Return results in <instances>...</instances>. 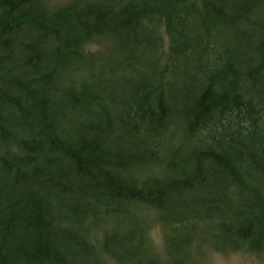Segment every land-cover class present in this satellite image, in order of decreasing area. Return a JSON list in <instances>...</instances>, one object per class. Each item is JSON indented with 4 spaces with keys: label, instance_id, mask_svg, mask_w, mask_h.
<instances>
[{
    "label": "trees",
    "instance_id": "16d2710c",
    "mask_svg": "<svg viewBox=\"0 0 264 264\" xmlns=\"http://www.w3.org/2000/svg\"><path fill=\"white\" fill-rule=\"evenodd\" d=\"M153 224L264 254V0H0V264H169Z\"/></svg>",
    "mask_w": 264,
    "mask_h": 264
},
{
    "label": "rangeland",
    "instance_id": "374dc122",
    "mask_svg": "<svg viewBox=\"0 0 264 264\" xmlns=\"http://www.w3.org/2000/svg\"><path fill=\"white\" fill-rule=\"evenodd\" d=\"M52 1L56 4H64L67 0ZM192 1L193 3H196V5L200 4V0ZM162 41L164 47L163 50L165 53L168 47V39L164 34ZM117 46L119 45L117 44ZM89 50L94 51L96 48L90 47ZM130 54V50L126 53H121L118 47H114V49H110L109 51L105 52L107 58H113V60L121 62ZM164 231L166 230L162 229L156 224H153V226H151L147 232L148 243L150 244L151 250H153L156 256L160 257L159 259L162 262L168 261L169 264L171 262H179L182 264L183 260L188 258L187 264H264V254H257L248 250L219 252L208 248V242H210L214 248L222 247V240L215 234L209 235L208 233H204L201 230H198V232L195 234L191 231L190 226L186 227L185 235H187L188 238L190 235L193 236L192 242L195 247H190V249L187 250V248L184 246L183 239L181 238H177L175 241H168L172 238H167L164 243ZM185 235L183 234V236ZM95 237L98 238L99 234L95 233ZM164 248L166 249V254L163 252ZM117 257L118 259L116 262H112L107 258H102V260L105 264H133V258H128L121 252L118 253Z\"/></svg>",
    "mask_w": 264,
    "mask_h": 264
}]
</instances>
